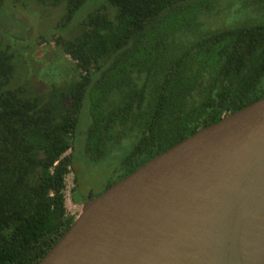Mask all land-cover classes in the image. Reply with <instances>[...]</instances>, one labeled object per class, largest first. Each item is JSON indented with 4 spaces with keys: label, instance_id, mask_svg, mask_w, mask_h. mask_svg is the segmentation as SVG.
<instances>
[{
    "label": "trees",
    "instance_id": "trees-1",
    "mask_svg": "<svg viewBox=\"0 0 264 264\" xmlns=\"http://www.w3.org/2000/svg\"><path fill=\"white\" fill-rule=\"evenodd\" d=\"M14 1L60 10L51 42L74 66L43 91L11 88L15 54L0 45V264H36L71 224L66 152L84 99L88 157L132 143L123 172L105 189L264 95V20L208 27L204 18L218 0H98L68 36L63 31L86 0Z\"/></svg>",
    "mask_w": 264,
    "mask_h": 264
},
{
    "label": "water",
    "instance_id": "water-1",
    "mask_svg": "<svg viewBox=\"0 0 264 264\" xmlns=\"http://www.w3.org/2000/svg\"><path fill=\"white\" fill-rule=\"evenodd\" d=\"M36 264H264V95L89 192Z\"/></svg>",
    "mask_w": 264,
    "mask_h": 264
},
{
    "label": "rangeland",
    "instance_id": "rangeland-1",
    "mask_svg": "<svg viewBox=\"0 0 264 264\" xmlns=\"http://www.w3.org/2000/svg\"><path fill=\"white\" fill-rule=\"evenodd\" d=\"M260 1L261 3L259 0L258 3L255 0H218L220 5L217 6V11L205 16V25L223 28L244 21H262L264 0ZM98 4V0H86L64 29L65 36L74 33L79 27L80 19ZM257 5L259 9H255ZM63 9L62 14L65 11V8ZM59 17L58 9L39 7L31 1L26 7L20 2L6 0L0 13V45H9L15 54L16 63V71L8 84L9 87L26 83L29 91L35 93L45 90L51 80L61 84L65 77L73 75V62L66 55H59L58 47L51 42L52 28ZM205 25L202 27H206ZM48 37L50 41L45 40ZM261 87L264 89V76ZM89 120L87 100L84 99L74 131L72 148L66 152H72V156L71 168L66 175L65 206L68 213L73 215L80 207L73 203V196H85L89 192L95 196L103 191L107 181L115 179L123 172V160L132 147L131 141L126 140L102 159L88 157L84 153V142Z\"/></svg>",
    "mask_w": 264,
    "mask_h": 264
},
{
    "label": "flooded vegetation",
    "instance_id": "flooded-vegetation-1",
    "mask_svg": "<svg viewBox=\"0 0 264 264\" xmlns=\"http://www.w3.org/2000/svg\"><path fill=\"white\" fill-rule=\"evenodd\" d=\"M73 197H74V198H72L73 203L76 204V205H78V206H80L82 203H84L87 200V193L85 194V196H83L82 194H80L79 196H73Z\"/></svg>",
    "mask_w": 264,
    "mask_h": 264
}]
</instances>
